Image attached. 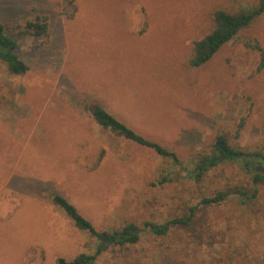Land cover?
<instances>
[{"label": "rangeland", "instance_id": "1", "mask_svg": "<svg viewBox=\"0 0 264 264\" xmlns=\"http://www.w3.org/2000/svg\"><path fill=\"white\" fill-rule=\"evenodd\" d=\"M257 1L0 0V23L28 66L16 76L0 62V264L95 253L100 243L74 227L53 194L98 232L139 227L136 244L108 243L92 264L262 263L264 174L239 157L195 175L219 135L245 159L264 154V67L257 71L260 54L246 46L264 51V13L206 64H188L215 11ZM36 18L46 35L26 29ZM90 104L179 163L100 128ZM235 189L244 196L200 203ZM190 214L164 236L144 226Z\"/></svg>", "mask_w": 264, "mask_h": 264}, {"label": "trees", "instance_id": "2", "mask_svg": "<svg viewBox=\"0 0 264 264\" xmlns=\"http://www.w3.org/2000/svg\"><path fill=\"white\" fill-rule=\"evenodd\" d=\"M263 13L264 0H258L257 4L251 9H242L237 12H228L225 10L215 11L212 14L213 25L211 31L201 39L193 42L192 53L188 61L189 66L191 68H198L206 64L221 47L233 40L239 31L249 26L256 17ZM26 29L35 36L46 35L47 24L44 18H36L35 21L26 23ZM16 46L15 40L5 33L4 27L0 23V62L6 65L10 74L21 76L27 73L28 66L14 54ZM246 46L259 52L260 63L257 67V71H260L264 67L263 49L256 42L252 45L247 44ZM85 109L90 113L93 121H95L100 128L108 130L116 136L133 142L138 146L148 148L160 157L169 158L174 164L179 163L173 152L139 135L98 104H90L85 106ZM242 126L243 124L241 123L240 127ZM212 147L211 154L198 162L196 166L197 175H195V178H199L209 167H214L223 161L236 160L239 157L243 158L245 156L244 153L231 148L226 138L222 135L216 137ZM253 156L255 157L254 160L260 159L261 163L264 164V154H253L246 157L252 159ZM258 179V176H255V181ZM242 193L243 192L236 189L230 192H219L213 197L203 198L200 203L204 205L219 204L226 201L231 194L244 196ZM245 199L249 200L248 197H245ZM51 202L59 207L63 213L72 220L77 230L89 233L100 243L92 256L81 254L72 261L59 258L56 264H92L108 243L111 245L126 246L136 244L140 239V229L135 224H128L122 227L120 231L110 234L98 232L92 224L78 212L75 206L69 203L62 195H51ZM192 212L193 208L190 209L191 214ZM191 214L166 221L162 224L147 222L144 226L149 228L153 235L158 237L164 236L174 226L188 225L191 221ZM261 264H264V260Z\"/></svg>", "mask_w": 264, "mask_h": 264}, {"label": "flooded vegetation", "instance_id": "3", "mask_svg": "<svg viewBox=\"0 0 264 264\" xmlns=\"http://www.w3.org/2000/svg\"><path fill=\"white\" fill-rule=\"evenodd\" d=\"M255 157L253 156L252 159L248 157V159L242 158L244 161V166L246 171L254 170L257 173H261L262 169H264V164L261 163L260 159L254 160ZM254 160V161H252ZM259 167V171H256V168ZM262 168V169H261Z\"/></svg>", "mask_w": 264, "mask_h": 264}, {"label": "water", "instance_id": "4", "mask_svg": "<svg viewBox=\"0 0 264 264\" xmlns=\"http://www.w3.org/2000/svg\"><path fill=\"white\" fill-rule=\"evenodd\" d=\"M262 169V168H261ZM256 171H259V167L258 168H256ZM262 174H264V169H262V172H261Z\"/></svg>", "mask_w": 264, "mask_h": 264}]
</instances>
